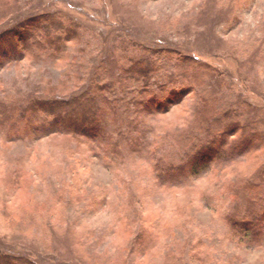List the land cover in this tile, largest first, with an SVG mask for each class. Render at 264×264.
<instances>
[{
  "label": "rangeland",
  "instance_id": "374dc122",
  "mask_svg": "<svg viewBox=\"0 0 264 264\" xmlns=\"http://www.w3.org/2000/svg\"><path fill=\"white\" fill-rule=\"evenodd\" d=\"M32 15L52 21L21 29L0 65V264H264V242L215 210L247 217L264 200V0H0V32ZM29 97L74 98L60 123L97 121L103 137L19 140L5 103ZM207 142L224 160L180 186L144 159L177 168Z\"/></svg>",
  "mask_w": 264,
  "mask_h": 264
},
{
  "label": "trees",
  "instance_id": "16d2710c",
  "mask_svg": "<svg viewBox=\"0 0 264 264\" xmlns=\"http://www.w3.org/2000/svg\"><path fill=\"white\" fill-rule=\"evenodd\" d=\"M23 21H18L13 27V29H11L10 31H2L0 32V65H2V59H7V58H11L12 56H16L19 54V42L22 41V38H25L24 33L22 32L23 28H25L28 25H34L36 27H38V25L40 23H44L47 21H52L51 17H38L36 15H32L31 17L22 19ZM42 21V22H41ZM47 27H45L44 25L42 26V30L43 32H46ZM1 31V30H0ZM16 35V37L20 38V39H15L12 36ZM55 35L56 39H65V35ZM43 36V35H42ZM67 38V37H66ZM54 39V38H53ZM45 51H51V52H59L58 47L55 48V46H50V49H46ZM15 58V57H14ZM96 78H98L100 80V76H102V73L100 74H95ZM145 91H143L142 93H144ZM83 97V98H82ZM84 97H86V95H84V93H81V95L77 96L75 99V102H79L81 103V100L84 99ZM26 99V98H25ZM25 99H21V102H17V101H6L9 103H5V105H9L12 107H15L14 104L19 103L17 109H13L12 112H18L20 115V120L23 122V124H25V126L23 127V132H22V138H20L19 140H25V139H39V141L41 140V138L43 137H49L52 136L54 134H64V135H68L69 132L71 133H79L81 135H84L86 137H88L91 140L97 141L100 139V137L103 135L101 126L100 124L95 121V122H90L88 123V121H72L69 118H67V116H62L60 118L63 119V121L61 123L62 126H60V121H59V117L60 115L56 113V108L59 106H72V104H74V101H72L74 98H70L68 100H63V99H58V98H42V97H29V100ZM157 104V102H156ZM2 106H5L3 103H1ZM148 105L145 106V108L147 109ZM39 110V111H38ZM45 111V114L42 115L44 117L41 116L37 117L36 115L39 112H43ZM47 111V112H46ZM47 113V115H46ZM37 117V122L35 121V118ZM227 117V116H226ZM214 121L218 124V122H220V119L218 117H213ZM35 121V122H34ZM35 123V124H34ZM9 124V123H8ZM12 124V123H11ZM10 125V124H9ZM227 130H226V134H229L230 137H233L234 135H230L231 132H234L237 130V128H235L234 126L231 125H226ZM8 129V128H7ZM208 132L211 131L210 127H206L205 128ZM11 130V129H8ZM224 132V131H223ZM230 132V133H229ZM238 133V132H237ZM241 135L244 134L245 135V131L242 130L240 131ZM250 133V131H249ZM21 135V133H20ZM101 135V136H100ZM103 137V136H102ZM247 140V139H246ZM105 141L102 139L101 143H104ZM211 142V141H210ZM210 142H207L203 148H199L198 151H185L183 152V154L179 157V167H175V165H171V164H165L164 160L165 157H156V154L154 153H150L147 154L146 156H144V159H146V161L150 164L154 175L156 176V178L159 180L160 185H164L166 184H173V183H177L176 186H180L182 184H179L180 180L178 177L180 174L187 172V170L191 173V174H198L200 173L199 169L201 167L204 168V166L207 168L208 166H210L212 164V162L217 159L218 161L220 159H222L221 157L218 156V149L214 150L212 145H207V144H212ZM247 143L250 142L249 140L246 141ZM99 143V142H98ZM215 143V141H214ZM213 143V144H214ZM235 144V142H232L230 144H228L226 141L223 142V144L221 145V149H226V147H228V145H231V147H233V145ZM111 145V144H110ZM246 148H244V153L245 152H249V144H246ZM108 153L111 151L112 153H116L118 151V145L117 143H112L111 147H108ZM95 150V149H94ZM197 153V155H196ZM243 153V151H242ZM217 155V157H216ZM146 157V158H145ZM216 157V158H215ZM215 158V159H214ZM91 160V159H89ZM191 160V162H190ZM224 160V158L222 159ZM187 161V163H186ZM178 166V165H177ZM187 166V167H185ZM202 171H204V169H202ZM210 172V170L208 171ZM264 173V170H263ZM210 174V173H209ZM178 179V180H177ZM76 183L78 182V180H75ZM16 182V181H15ZM164 182V183H163ZM75 186H72V188ZM165 187V186H164ZM206 198H208L209 194L204 195ZM257 199V198H255ZM262 201V199L260 200H255L252 201V207L253 212L251 211L248 215L249 216H238V214H234L231 213L230 208L228 209H223V208H215V210L219 213V217L221 219L222 222H224L231 231L237 232L239 233V235H241L243 238H246L248 240V242H250L253 245H262V243L264 242V203L260 204ZM214 207H218L216 205L212 206V209ZM38 208V207H37ZM134 208V207H132ZM138 212V213H137ZM175 212L177 214L178 213V207L175 208ZM133 214H135L136 216L139 217V210L137 211V208H135L132 211ZM137 217H135L136 219ZM48 227V226H47ZM49 229V227H48ZM50 230V229H49ZM247 233H249V236L247 235ZM0 257L2 258V255L0 254ZM6 259H8L7 261L13 262L15 263H19L20 261H23L21 258H17V257H6ZM1 260V259H0ZM28 262V261H27ZM20 264V263H19Z\"/></svg>",
  "mask_w": 264,
  "mask_h": 264
}]
</instances>
